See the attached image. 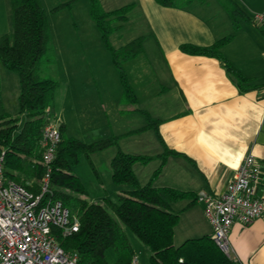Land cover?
Listing matches in <instances>:
<instances>
[{"label":"crops","instance_id":"obj_1","mask_svg":"<svg viewBox=\"0 0 264 264\" xmlns=\"http://www.w3.org/2000/svg\"><path fill=\"white\" fill-rule=\"evenodd\" d=\"M100 1L107 11L133 5L122 28L111 37L118 40L126 32L129 35L122 43L111 45L119 48L141 37L142 50L124 64L136 97L130 107L131 118H119L122 117L119 98L117 105L108 103L116 110L113 128L104 127L103 118L99 123L91 119L95 115H91L92 109L98 106V110H106L107 106L100 97L93 96L102 90L97 88L94 78L85 75L91 67L89 62L75 67L82 68V72L80 77L71 76L67 80L74 84L63 89L59 83L56 90L54 100L58 104L51 105L50 111L57 125H65L67 136L78 138L76 134L88 131L93 141L120 136L118 146L101 151L106 187L98 176L97 192L87 197L97 203L115 201L118 194L128 190L127 186L114 185L111 179L109 162L118 149L127 154L153 156L146 164L136 162L132 166L139 184L144 185L161 165L159 155L167 148L176 153L166 157L153 185L192 194L170 203L171 210L179 214L173 245L211 236L204 206L196 200V194L199 191L213 196L221 194L248 153L254 155L261 168L258 194L264 197V27L252 22L253 13L263 8L264 0H231L241 11L236 19L220 0H194L185 7H165L155 0ZM86 7L89 10V5ZM0 15L1 29L8 25L9 0H0ZM229 35L231 38L220 52L245 78L240 86L218 59L180 49L182 44L209 46ZM138 109L146 111L156 124L145 121ZM72 113L76 114L78 125L74 129L69 121ZM93 124L102 127L101 130L96 133ZM228 239L230 257L238 264H264V221L256 219L246 225L235 221ZM133 242L137 251H141L140 244Z\"/></svg>","mask_w":264,"mask_h":264},{"label":"trees","instance_id":"obj_2","mask_svg":"<svg viewBox=\"0 0 264 264\" xmlns=\"http://www.w3.org/2000/svg\"><path fill=\"white\" fill-rule=\"evenodd\" d=\"M73 1L61 3L53 10L70 7ZM155 1L165 7H185L194 0ZM220 1L233 19L241 14L231 0ZM88 2L89 16L96 24L101 41L111 53L118 70L123 100L134 104L136 97L127 81L124 64L141 53L142 38L137 37L119 48H114L109 41V37L122 28L133 5L126 4L107 11L100 0ZM9 7L12 34L0 35V67L17 74L19 94L17 112L0 115V155L3 156L5 177L37 194L44 172L39 140L42 128L48 121L45 110L52 105L58 82L43 73L52 63V58L49 54V24L40 0H9ZM230 38L231 35L205 47L182 44L180 49L185 53L218 59L240 86L245 78L220 52L221 46ZM138 111L145 115L150 125L156 124L146 111ZM58 128L61 138L52 163L50 193L46 197L60 201L66 208H73L78 217L79 227L76 232L66 237L59 233L56 235L58 244L64 250L78 254V264H131L136 254L130 235L138 244L149 249V264H238L218 248L212 236L187 239L179 246L173 245V230L179 214L171 210L170 203L191 197L192 194L170 187H155L153 181L166 157L176 152L166 148L159 155L161 165L146 184L140 185L132 166L136 162L146 164L153 156L127 154L118 149L109 162L111 179L114 185L127 186L128 190L118 194L115 201L107 199L103 203L92 202L87 199L78 177L72 174V167L78 163L81 155L88 156L118 146L120 136L85 143L67 137L63 123ZM29 178L32 180L28 181ZM109 249L115 253L112 262L106 259V251Z\"/></svg>","mask_w":264,"mask_h":264},{"label":"built area","instance_id":"obj_3","mask_svg":"<svg viewBox=\"0 0 264 264\" xmlns=\"http://www.w3.org/2000/svg\"><path fill=\"white\" fill-rule=\"evenodd\" d=\"M252 22L264 27V4L253 13ZM45 111L48 121L39 140L44 172L37 194L5 177L0 155V264H78V254L64 250L56 240L57 233L66 237L78 230V217L60 201L46 197L61 136L50 109ZM261 179L260 166L254 155L248 153L221 194H196V200L204 206L214 243L228 257L231 225L235 221L244 225L256 219L264 221V197L258 194ZM131 264H139L136 255Z\"/></svg>","mask_w":264,"mask_h":264},{"label":"rangeland","instance_id":"obj_4","mask_svg":"<svg viewBox=\"0 0 264 264\" xmlns=\"http://www.w3.org/2000/svg\"><path fill=\"white\" fill-rule=\"evenodd\" d=\"M67 1L70 0H40L47 15L49 24V54L52 58V63L43 70V73L45 75L53 77L55 80H57L58 85L59 83L62 84V88L65 89L64 87L66 85L70 86V83H73L72 81H67L71 78V76H81L82 68L75 67H81V62H89L91 67L88 68V71H86L85 75L94 78L96 81L95 84H97V88H100V90H102L98 91L99 95L96 92L93 94V96H95L96 98L100 97L101 101L107 106L106 110H98V106L97 108L92 109L91 115L94 113L95 115L91 116V119H93L95 123H99L97 121L103 118L102 124L104 125V127L113 128V116L115 115L116 110L113 105H109L108 103L117 105V98H119V102L122 104L120 108L122 117L119 118L122 120L127 117L131 118L129 114L131 113L130 107L133 104L126 103L123 100L122 85L120 83L118 70L113 63L111 53L106 49L101 41L100 32L98 31L96 24L93 20H91L89 16V10L88 7H86V5H89V2H87L88 0H75L71 3L70 7H62L58 10H53V8H55L59 4L65 3ZM0 22L1 24L3 23L1 15ZM1 29L0 33L4 31V33H9L10 35L12 34L11 12L8 19V25L5 26L4 24ZM128 35L129 33L126 32L123 36H121L122 38L118 40L112 39L113 37L110 36V44L117 45L119 43H122V41H125V38ZM93 59L94 61L92 62ZM95 59H97V61H95ZM0 68V115H12L18 110V77L14 71L5 69L3 67ZM2 72L4 73L2 74ZM90 72L92 74H90ZM127 81H129V79H127ZM93 87L96 88L95 86ZM119 89L121 90V93H118ZM78 102L81 108L82 104L80 99L78 100ZM55 104L58 103L57 101L53 100L52 106H54ZM90 104L92 106V101H90ZM111 107L114 109L112 110ZM143 118L145 121H147L145 115H143ZM22 119H24V117ZM69 121L71 124V129L78 127V125L76 124L77 118L75 113L69 115ZM93 125H96L93 126L96 127V133L102 128L98 127L97 124ZM88 133L85 132L82 134H76L78 135V138H76L85 143L92 142L93 140L88 136ZM101 151L91 153L88 156L81 155L78 163L72 167L71 172L78 177L83 186V189L86 192V195H88L89 193L97 192L96 189L98 186V176L100 180H104L102 165L100 162L102 159ZM30 180L32 179L29 178L28 181ZM104 182L105 180L103 181V184L106 187V184ZM68 209L71 213L75 214L73 208L69 207ZM130 238L132 240V244L135 246V243L133 242L135 240L131 235ZM134 246L133 248L136 251L138 263L148 264L149 249L146 246L139 245L141 251L138 250V252L137 247ZM106 259L109 262L114 261L115 253L113 250L109 249L106 251Z\"/></svg>","mask_w":264,"mask_h":264}]
</instances>
